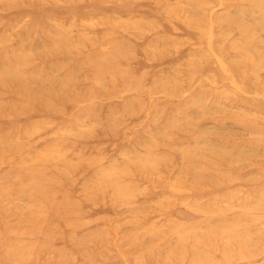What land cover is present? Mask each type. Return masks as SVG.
Masks as SVG:
<instances>
[{"label":"rangeland","instance_id":"1","mask_svg":"<svg viewBox=\"0 0 264 264\" xmlns=\"http://www.w3.org/2000/svg\"><path fill=\"white\" fill-rule=\"evenodd\" d=\"M0 264H264V0H0Z\"/></svg>","mask_w":264,"mask_h":264}]
</instances>
